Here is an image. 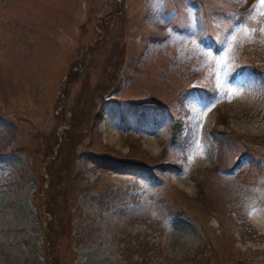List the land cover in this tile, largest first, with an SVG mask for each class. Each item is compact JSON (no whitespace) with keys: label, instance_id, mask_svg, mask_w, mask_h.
Wrapping results in <instances>:
<instances>
[{"label":"rangeland","instance_id":"rangeland-1","mask_svg":"<svg viewBox=\"0 0 264 264\" xmlns=\"http://www.w3.org/2000/svg\"><path fill=\"white\" fill-rule=\"evenodd\" d=\"M0 264H264L260 0H0Z\"/></svg>","mask_w":264,"mask_h":264},{"label":"trees","instance_id":"trees-1","mask_svg":"<svg viewBox=\"0 0 264 264\" xmlns=\"http://www.w3.org/2000/svg\"><path fill=\"white\" fill-rule=\"evenodd\" d=\"M113 42H114V44L116 43L115 40ZM176 127H177L176 124H173L171 126V134H172L171 138L172 139L174 137H176V134H177L176 133ZM78 132H79V129L77 128V130H76L75 125L72 126V123H70L68 129H65L64 130V138L67 140V145H66L67 146V149L69 148V145L72 144V143H74L76 141V139L78 138ZM75 135H76V137H75ZM74 137H75V140H73ZM76 143H77V141H76ZM60 153L62 154V152L57 151L56 152V155L58 156V154H60ZM57 156H55V157L57 158ZM48 173H50V171Z\"/></svg>","mask_w":264,"mask_h":264},{"label":"snow or ice","instance_id":"snow-or-ice-1","mask_svg":"<svg viewBox=\"0 0 264 264\" xmlns=\"http://www.w3.org/2000/svg\"><path fill=\"white\" fill-rule=\"evenodd\" d=\"M260 3H261L262 5H264V0H260Z\"/></svg>","mask_w":264,"mask_h":264},{"label":"bare ground","instance_id":"bare-ground-1","mask_svg":"<svg viewBox=\"0 0 264 264\" xmlns=\"http://www.w3.org/2000/svg\"><path fill=\"white\" fill-rule=\"evenodd\" d=\"M248 233H249V232H248ZM253 235H254V234H253ZM253 235H252V236H253ZM253 237H254V236H253ZM251 239H252V238H251ZM253 239H254V238H253Z\"/></svg>","mask_w":264,"mask_h":264}]
</instances>
